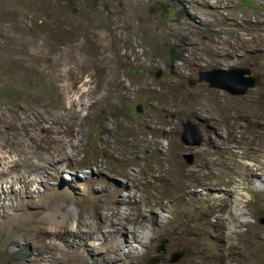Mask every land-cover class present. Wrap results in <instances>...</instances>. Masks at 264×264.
<instances>
[{"label": "rangeland", "instance_id": "374dc122", "mask_svg": "<svg viewBox=\"0 0 264 264\" xmlns=\"http://www.w3.org/2000/svg\"><path fill=\"white\" fill-rule=\"evenodd\" d=\"M0 2V264H264V0ZM236 68L258 78L242 97L197 81ZM54 212L151 232L43 262Z\"/></svg>", "mask_w": 264, "mask_h": 264}, {"label": "bare ground", "instance_id": "6f19581e", "mask_svg": "<svg viewBox=\"0 0 264 264\" xmlns=\"http://www.w3.org/2000/svg\"><path fill=\"white\" fill-rule=\"evenodd\" d=\"M2 11H3V9H2ZM2 11H0V12L2 13ZM105 130H107V129H105ZM241 140H242V138H241ZM72 149L75 150L76 147L73 146ZM69 160H73V159L71 157H69ZM166 160L167 159H165V158H160V162L163 163L165 168L167 166ZM248 166H249V171L251 170L253 172L256 171L257 173L259 172L258 167L253 166V165H248ZM14 167L15 166H13V168ZM161 167H163V166H161ZM163 170H165V172L166 171L170 172L171 175H173V173H174V167L172 168L169 166L168 168L163 169ZM253 175H256V173ZM240 176H241V174H240ZM255 178H258V180L260 182H264V172L261 173L260 175H256ZM17 180H19V179H17ZM121 189L125 190L122 187H121ZM122 200H123V197L121 198V200H119V202H122ZM238 210H240V209H238ZM59 215L60 214L58 212H54L53 215L50 214L49 216H47L48 218H43L41 220V222H39V226L37 227L38 231H39V235H40L39 241L41 243V245H40L41 249L38 252V256H39V258L43 259L42 260L43 262L48 261V259L54 260L56 256H59V258L61 260H63V258L66 255H67V259L72 258V256L75 255L74 251L73 252L66 251V253H69V255L66 254L65 252H64L65 254L61 253L60 250H62V249L56 243L58 238H61V240H64V241H67V240L71 241L72 240L73 242L77 238V241L82 242L84 245L86 244L85 246L86 247L88 246L90 252H92V253H94L93 251H97V253H98V250H99V248H101V246H109V248L113 249V251L110 254H113L115 252V253H120L121 255L126 254V255H133L134 256L135 254H139V251H137V249L133 246V244H136L140 247L141 243H143L149 239V233L151 232V229L148 228L145 233H141L140 239H138L135 236V233L139 232V231L142 232L143 227L139 225L137 228H133V229L129 228V230L126 231V228L124 229L125 223L119 224V222H121V221H120V219L117 218L118 214L113 213V214H111V217L115 220H113L111 222L112 225H110L111 226L110 228L112 230L110 231V233H108V235L101 234L99 236L98 233H99L100 227L102 225L101 226L98 225L95 227L92 225H85V223H81L79 220H75V217H73V213H71V212H68L66 215L62 214V216L64 215L62 218H60ZM72 218L74 219L73 223L70 227L67 228L66 227L67 222ZM101 222H102V220H99V224H101ZM114 227H116V228H114ZM67 229H68V231H67ZM69 230H70V232H69ZM127 235L129 236V238ZM70 236H73V239L70 240ZM63 245H64V243H63ZM115 253L113 254V260L114 261L118 260V255H116ZM111 261H112V259H111Z\"/></svg>", "mask_w": 264, "mask_h": 264}, {"label": "water", "instance_id": "95a60500", "mask_svg": "<svg viewBox=\"0 0 264 264\" xmlns=\"http://www.w3.org/2000/svg\"><path fill=\"white\" fill-rule=\"evenodd\" d=\"M158 74H156V77ZM197 81L204 83L208 89L219 90L225 92L232 97H242L246 95L249 90H253L257 86L258 78L251 76L247 69L236 68L228 71L212 69L208 72L199 73ZM192 86L193 82H189ZM183 134L180 137V141L184 146L193 145L198 146L202 140L197 128L189 122L182 125ZM195 133L191 139L186 135L188 130H192ZM194 139V140H192ZM191 160L187 161L190 164ZM259 225H264V218L262 217L258 221ZM159 244H163L160 242ZM176 257L171 256L170 263H175Z\"/></svg>", "mask_w": 264, "mask_h": 264}]
</instances>
